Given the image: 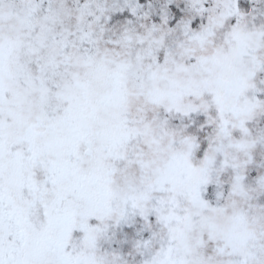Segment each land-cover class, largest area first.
<instances>
[{"label": "snow or ice", "instance_id": "snow-or-ice-1", "mask_svg": "<svg viewBox=\"0 0 264 264\" xmlns=\"http://www.w3.org/2000/svg\"><path fill=\"white\" fill-rule=\"evenodd\" d=\"M0 264H264V0H0Z\"/></svg>", "mask_w": 264, "mask_h": 264}]
</instances>
